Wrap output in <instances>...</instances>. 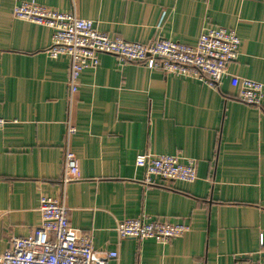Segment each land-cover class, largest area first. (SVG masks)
Returning a JSON list of instances; mask_svg holds the SVG:
<instances>
[{
    "label": "crops",
    "instance_id": "obj_1",
    "mask_svg": "<svg viewBox=\"0 0 264 264\" xmlns=\"http://www.w3.org/2000/svg\"><path fill=\"white\" fill-rule=\"evenodd\" d=\"M22 1L0 0V252L40 225L49 195L119 264L264 262V99L238 97L242 78L264 84V0H37L113 38L193 46L206 28L226 27L241 39L216 88L102 53L72 99L70 58L48 54L51 28L14 16ZM68 143L79 171L65 184ZM140 153L194 158L197 179L148 183ZM143 215L191 228L166 244L120 239L117 222Z\"/></svg>",
    "mask_w": 264,
    "mask_h": 264
},
{
    "label": "built area",
    "instance_id": "obj_2",
    "mask_svg": "<svg viewBox=\"0 0 264 264\" xmlns=\"http://www.w3.org/2000/svg\"><path fill=\"white\" fill-rule=\"evenodd\" d=\"M13 13L17 19L52 29V45L47 52L52 58L60 55L70 58L71 99L79 89L83 71L98 66L102 53L140 63L150 69H162L173 75L193 78L212 88L218 87L229 76V65L240 54L241 39L237 31L226 27L206 28L193 46L171 39H157L145 44L110 37L96 28L93 20L81 18L75 12L47 7L37 0L20 2ZM238 97L247 104L262 106L264 84L244 77ZM7 123V119L0 117V129ZM76 132L77 128L68 121V142ZM65 153L64 183L67 184L78 177L79 167L69 143ZM136 164L145 170L148 183H154L153 177L156 176L184 182L197 179V161L194 158L140 153L136 157ZM39 210L40 225L28 237H14L10 248L0 252V264H119L118 251H97L91 235L71 224L69 208L64 202L43 195ZM190 228L185 223L151 219L146 215L120 220L116 225L120 239L153 238L162 244L182 237Z\"/></svg>",
    "mask_w": 264,
    "mask_h": 264
}]
</instances>
